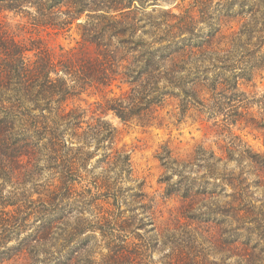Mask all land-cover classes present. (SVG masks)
Returning a JSON list of instances; mask_svg holds the SVG:
<instances>
[{
  "label": "trees",
  "instance_id": "16d2710c",
  "mask_svg": "<svg viewBox=\"0 0 264 264\" xmlns=\"http://www.w3.org/2000/svg\"><path fill=\"white\" fill-rule=\"evenodd\" d=\"M160 1L0 0V264H155L159 247L162 264H264V151L232 129L264 137V93L241 88L264 70V0L148 9ZM11 13L38 31L77 23L91 48L52 52ZM90 90L101 96L90 107L70 106ZM168 104L178 122L198 112L231 140L220 153L161 146L163 195L182 200L161 225L107 116L161 127Z\"/></svg>",
  "mask_w": 264,
  "mask_h": 264
},
{
  "label": "rangeland",
  "instance_id": "374dc122",
  "mask_svg": "<svg viewBox=\"0 0 264 264\" xmlns=\"http://www.w3.org/2000/svg\"><path fill=\"white\" fill-rule=\"evenodd\" d=\"M189 1L190 0H187L185 3L182 2V0L160 1L158 2L159 4L150 5L148 9H167L175 6L177 3H179L180 6H184L188 4ZM175 10L179 12L180 8H175ZM6 17L12 25L17 23L24 24L25 28L19 30L21 37H30L32 35L41 36L44 38V43L52 52L59 53L62 49H78L82 46L86 47L87 50L91 48V46L85 44L82 40L77 23H74L69 30L65 31H38L32 27L30 20L26 17L22 18L20 15H15L13 13L6 15ZM81 21L82 19L78 22ZM230 26L236 28L237 24L230 22L224 30H227ZM202 27L206 30V25H202ZM241 88L249 91L253 90L258 92V94L264 93V70L256 75L255 80L242 84ZM99 97H101L100 93H95L90 90L79 96H75L69 101V104L70 106L81 105L88 108ZM177 111L178 110H174L172 105H166L162 110L164 119H161V122L164 124L161 127L144 126L136 121L124 123L113 114H108L107 116V119L112 122L118 130L117 146L128 149L131 152L132 164L136 176L144 181L145 190L154 197L158 205V222L161 225L174 221L176 215L179 214V206L182 204L181 197L178 195L164 197V185L158 182L163 169L156 156L158 151L161 150V146L168 143L176 152L184 154L192 150L196 144L202 142L220 153L222 152L221 148L231 140L227 133H220L216 126L213 125L212 121L206 120L205 117H202L198 112L191 111V113H188L178 122L176 120L179 117V114H176ZM232 129L234 133L247 142L254 150L264 151V137L262 132L250 126H245L244 123L236 124ZM234 165L235 162L231 164V166ZM217 189L219 190L220 187ZM226 189L228 192L231 190V187H226ZM254 191L256 193L254 202L260 204L259 200L264 201V193L256 188ZM226 199L228 198L222 197L220 201L223 202ZM227 225L236 227L237 224L234 220L229 219ZM250 226L253 227V225ZM224 227H226V224ZM224 227L222 226L223 230H226ZM241 233H245V231L241 230ZM255 233L256 231L252 233L254 237L256 236ZM95 236L100 239L98 234ZM167 248L168 247H159L154 251L155 264H162L161 260ZM93 250L95 251L94 257L92 256L93 260L99 261V247ZM210 254L212 255H210L209 260H217L220 262V258L214 259L215 254ZM26 263L27 261L23 258H14L6 261L4 264ZM226 264H236V258H229Z\"/></svg>",
  "mask_w": 264,
  "mask_h": 264
}]
</instances>
